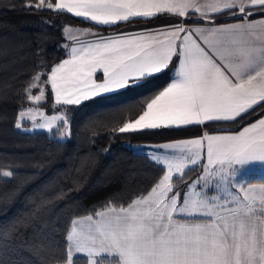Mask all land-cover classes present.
<instances>
[{"label":"snow or ice","instance_id":"6c2138e0","mask_svg":"<svg viewBox=\"0 0 264 264\" xmlns=\"http://www.w3.org/2000/svg\"><path fill=\"white\" fill-rule=\"evenodd\" d=\"M24 7L67 12L98 25L165 13L209 20L228 11L238 20L208 28L177 22L162 32L93 41L70 36L76 46L69 58L48 73L38 71L25 87L35 104L46 100L49 88L55 105L80 104L172 65L171 82L118 132L207 128L264 108V0H27ZM253 9L259 20L250 19L257 15ZM25 118L48 130L67 124L63 115L28 108L19 112L17 128ZM152 147L163 150L150 154L161 166L157 182L127 205L108 201L101 210L71 219L62 254L53 251L49 264L81 259L85 264H264V176L259 184L247 177L250 170H264V116L235 132L204 131ZM196 167L201 174L181 189L175 181H184L186 171Z\"/></svg>","mask_w":264,"mask_h":264},{"label":"trees","instance_id":"16d2710c","mask_svg":"<svg viewBox=\"0 0 264 264\" xmlns=\"http://www.w3.org/2000/svg\"><path fill=\"white\" fill-rule=\"evenodd\" d=\"M26 2L0 0V264H49L53 251L62 254L64 232L71 219L101 210L108 201L127 205L147 193L162 170L156 161L136 152L135 145L221 130L220 125L211 124L207 128L156 129L145 133L117 131L170 83L172 65L163 74L80 104L55 105L50 88L45 101H29L24 89L31 77L38 71L48 73L67 56L63 25H96L64 12L29 10L24 7ZM255 12L257 15L250 18L260 17L259 10ZM232 18L224 13L212 22ZM195 21L206 22L196 17L185 19L186 23ZM44 30L50 31L49 39L41 37ZM32 94L38 92L34 89ZM27 108L43 109L48 114L64 113L67 124L61 121L49 131H29L31 123L23 121L17 128L18 114ZM262 116L264 108L256 107L250 115L233 123L231 130L238 131ZM4 171L12 175L5 177ZM200 174V167H196L186 171L184 181L175 183L183 189L185 183ZM251 182L262 181L252 178ZM78 264H85L84 259Z\"/></svg>","mask_w":264,"mask_h":264},{"label":"crops","instance_id":"0c3cea01","mask_svg":"<svg viewBox=\"0 0 264 264\" xmlns=\"http://www.w3.org/2000/svg\"><path fill=\"white\" fill-rule=\"evenodd\" d=\"M201 2H205V0H201ZM208 2H211V0H208ZM253 11H258V9H253ZM64 13H67V12H64ZM224 13L228 14L229 17H233L230 12L225 11L223 13L214 14L209 20H205L206 21L205 23H186L185 19H189L191 17H196L198 19L199 18L198 15L190 14L187 18H181V17L170 16V15L165 13V14L157 15V16L152 17V18H143V17L132 18L128 22H121L119 24L120 26H118V25H98L95 22L87 20V19H85L83 17H77L79 19L86 20V21H89V22L93 23L94 25H96V28L79 27V26L70 25L68 27V29L71 31L69 37L70 36H74V37H76L77 40L93 41V40H96V39H98L100 37H112V38H115L117 35H120V34L139 35V34L145 33V32H153V33L162 32V31H166V30L170 29L177 22L183 23L185 27H197L198 26V27H204V28L213 27V26L221 25V24H231V23L238 22L237 18H235V17H233L232 19H230L228 21L221 22V23L212 22V20L215 17H217L219 15H222ZM68 14L74 16L71 13H68ZM74 17H76V16H74ZM250 19L259 20L260 17H258V18H250ZM105 27H108L110 29H104ZM69 37L66 40V45L65 46H66V50H67V56L64 59L69 58L71 47L76 46V41L70 39ZM155 75H158V74H155ZM173 78H174V73H173ZM96 79H97L98 82L100 80H102V72H98L96 74ZM142 81L143 80H140V81H136L134 83H139V82H142ZM124 89H126V88L118 89V90H115V91H112V92H108V93H103V94H100V95H96V96L90 97L88 99L82 100L81 103L84 102V101H87L89 99L98 97V96H105V95L114 94V93H117V92L122 91ZM72 105H75V104H72ZM212 124H218L221 127L220 131H216V132H212V133L224 134V133H227V132H235L234 130H231V125L233 124V122H220V123H212ZM201 126H203V125H189V126H184V127L178 128V129H186V128H192V127H201ZM197 137H199V136L191 137V138H197ZM191 138H183V139L173 140V141H181V140H187V139H191ZM168 142H171V141H168ZM163 143H166V142H162V143H158V144H139V145H135L134 149H135L136 152L141 153V154H145V155H147L148 157L151 158L150 154L152 152H154V151L158 152V153L163 152L162 149H156V148H153L152 146L160 145V144H163ZM258 171H264V170H262L260 168H255L253 170H250L249 172H258ZM252 178H261V177H256L255 176V177H251V179ZM255 184H259V183H255Z\"/></svg>","mask_w":264,"mask_h":264},{"label":"rangeland","instance_id":"374dc122","mask_svg":"<svg viewBox=\"0 0 264 264\" xmlns=\"http://www.w3.org/2000/svg\"><path fill=\"white\" fill-rule=\"evenodd\" d=\"M34 26H35V24H33ZM70 25L69 24H64L63 25V27H62V35H63V37L67 40V38L69 37V35H70V33H71V31H66V29H68V27H69ZM38 27H40V25L37 23L36 24V28H38ZM49 33H50V31L49 30H44V32H43V34H42V36L41 37H48V39L50 38L49 36ZM52 33V32H51ZM44 35V36H43ZM43 41V43L44 44H47V43H49V41L48 40H46V41H44V40H42ZM66 45V42L64 43V46ZM66 47V46H65ZM28 109V108H27ZM27 109H25V110H27ZM34 110H37V108H33ZM39 111H42V112H44L45 113V115H63L65 118H66V116L64 115V113H55V114H48L45 110H43V109H38ZM67 120V119H66ZM23 121H29L30 123H31V126L29 127V131H35V130H47V131H49L48 129H45V128H38V127H34V125H33V122L30 120V119H27V118H25ZM22 121V122H23ZM37 122H40L39 121V118L37 119ZM58 124V123H57ZM261 177V176H264V171H258V172H248L247 173V177Z\"/></svg>","mask_w":264,"mask_h":264}]
</instances>
